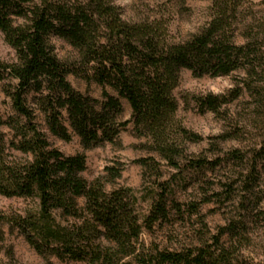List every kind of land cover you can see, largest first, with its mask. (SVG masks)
<instances>
[{
    "label": "trees",
    "instance_id": "obj_1",
    "mask_svg": "<svg viewBox=\"0 0 264 264\" xmlns=\"http://www.w3.org/2000/svg\"><path fill=\"white\" fill-rule=\"evenodd\" d=\"M259 5L261 9L246 6L244 0H213L208 21L189 38L175 42L166 22L129 21L112 0H0V30L15 52L12 62L0 61V83L11 100L10 112L0 110V194L38 200L36 213L15 215L7 218L9 223L44 256L92 264H117L130 254L139 264H247L221 237H237L249 221L264 224V0ZM54 38L68 43L76 58L59 57ZM184 69L195 77L238 75L227 92L196 96L201 112L227 119L224 110L229 104L250 99L248 151L236 148L224 158H190L188 163L198 171L215 170L223 161L239 166L236 178L223 183L224 197L232 200L237 189L251 220L243 215L231 221L214 236L213 244L147 252L137 246L142 225L132 189L107 190L100 179L88 181L83 175L88 168L85 153L66 155L49 134L65 141L76 134L88 150L105 143L119 145L122 129L132 121L138 137L160 158L180 167L186 141L202 139L177 117L175 90ZM70 75L103 86L104 99L76 89ZM122 99L131 107L130 120H121ZM244 134L248 132L234 126L218 139H240ZM11 150L22 156H12ZM151 160L155 158L136 162L147 167ZM118 176L116 172L113 179ZM159 186L145 217L149 225L168 220L172 208L182 211L170 200L168 188ZM59 212L83 218V223L62 225ZM99 234L112 244L96 245Z\"/></svg>",
    "mask_w": 264,
    "mask_h": 264
},
{
    "label": "rangeland",
    "instance_id": "obj_2",
    "mask_svg": "<svg viewBox=\"0 0 264 264\" xmlns=\"http://www.w3.org/2000/svg\"><path fill=\"white\" fill-rule=\"evenodd\" d=\"M245 5L261 9L262 0H244ZM129 21L162 20L167 23L171 39L175 42L183 41L198 32L199 28L209 19L210 7L213 0H112ZM55 51L62 59L76 58V51L65 41L54 38ZM15 52L6 42L0 30V61L12 62ZM238 75L226 77H195L190 70L181 72L180 84L175 90L180 104L177 113L179 121L191 132L201 136L200 141H186L184 157L179 159L180 167L171 165L160 158L145 138L138 137L134 131L133 122L122 129L119 135V145L105 143L93 149H85L80 137L73 135L71 141H65L51 134L50 140L66 155L85 153L87 156V170L83 173L88 181L100 179L106 182L107 190L131 188L135 196L134 211L142 225L139 250L147 252L156 250H183L213 244L214 236L219 235L223 227L231 221L246 215L251 220L250 209L247 211L241 205L239 191L235 197L227 200L224 197L223 183L228 178H236L240 167L223 161L215 170H195L189 167L190 158L215 159L224 158L227 153L236 148L248 151L251 142V126L248 118L251 110L249 98L239 99L229 104L224 112L227 119H221L213 112H201L195 97L209 93L221 94L234 86ZM72 84L84 94L103 100L104 87L96 83H87L74 75L69 76ZM112 92L110 87L106 88ZM113 93V92H112ZM124 113L122 121L131 119V107L127 100L122 99ZM11 100L0 83V110L10 112ZM248 121V122H247ZM240 127L248 134L240 139L220 140L218 136L225 131ZM255 136V135H254ZM12 156L20 157L21 153L11 150ZM141 158H155L150 166H142L136 161ZM110 168V169H108ZM119 176L113 179V175ZM112 173V174H110ZM107 180H112L108 182ZM163 183L168 188L170 200H176L182 211L170 209L168 220L159 221L152 225L145 222L152 205L154 190ZM219 193L221 196H214ZM130 199V198H129ZM264 202V201H263ZM80 200V205H83ZM197 206V211L192 207ZM264 205V203H262ZM252 207V206H251ZM38 200L32 197L5 196L0 194V263L1 264H92L89 260H76L65 256L47 253L40 254L26 239L19 227L12 226L7 218L15 215L27 216L29 212L36 213ZM58 222L65 226L81 225L83 218L72 216L63 217L57 214ZM245 231L232 237L225 233L221 240L230 249L236 250V256L247 264L264 262V224H254L249 221ZM242 234V235H241ZM243 236V237H241ZM96 245L112 244L102 234L96 238ZM51 246H59L53 243ZM139 252V251H138ZM95 264H104L96 261ZM117 264H139L137 258L130 254L123 257Z\"/></svg>",
    "mask_w": 264,
    "mask_h": 264
}]
</instances>
